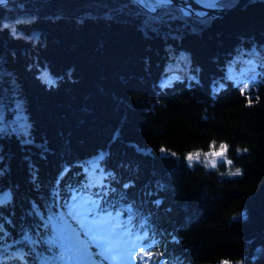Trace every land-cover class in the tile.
<instances>
[{
    "label": "trees",
    "instance_id": "16d2710c",
    "mask_svg": "<svg viewBox=\"0 0 264 264\" xmlns=\"http://www.w3.org/2000/svg\"><path fill=\"white\" fill-rule=\"evenodd\" d=\"M153 4L0 7V100L27 121V140L0 131V264L83 262L44 241L97 191L133 246L105 264H264V0L212 19ZM213 140L233 163L190 165Z\"/></svg>",
    "mask_w": 264,
    "mask_h": 264
},
{
    "label": "snow or ice",
    "instance_id": "6c2138e0",
    "mask_svg": "<svg viewBox=\"0 0 264 264\" xmlns=\"http://www.w3.org/2000/svg\"><path fill=\"white\" fill-rule=\"evenodd\" d=\"M44 78L48 81L49 86L54 85L55 80L49 78L47 74H45ZM160 152L164 153L165 149L161 148ZM171 155L176 156L177 153L172 152ZM192 159V155L188 154L186 156L187 161ZM231 175L239 176L241 174L239 169H235V171L231 172ZM93 196L94 199L86 208H82L74 201L67 219H62L61 224L57 227L56 235L45 239L44 243L48 246L49 251L54 248L59 249L61 259L94 260L96 264H105V260L111 252L104 238L106 227L101 222V214H108L107 197L102 191L94 192ZM2 235L0 233V236ZM34 250L35 243L33 244ZM147 254L151 255V253Z\"/></svg>",
    "mask_w": 264,
    "mask_h": 264
},
{
    "label": "rangeland",
    "instance_id": "374dc122",
    "mask_svg": "<svg viewBox=\"0 0 264 264\" xmlns=\"http://www.w3.org/2000/svg\"><path fill=\"white\" fill-rule=\"evenodd\" d=\"M8 2H9V0H8ZM153 2H154V4L151 5L152 9L151 10L149 9L150 12H152V13L156 12V11H154V8H153L154 5H155V1H153ZM217 2H218V0H215V4H217ZM6 4H4V5H6ZM4 5H2V6H4ZM141 6L142 5H140L141 9H142V7L144 8V9H142L143 11H146V12L149 11L144 6H142V7ZM162 6H164V5H162ZM215 6H219V5H215ZM229 8H227V9H229ZM159 10L160 9H158L157 11H159ZM177 11L183 16H189L187 14L182 13L178 9H177ZM189 17H192V16H189ZM194 18H196V17H194ZM21 110H22V108H21V106H20V104H19V102L17 100L13 101L12 107L10 105H8V104L5 106L3 104V102L0 100V131L3 132L5 129H7L10 132H13L15 134H22L24 136L23 139L27 140V121L25 120L24 112L21 111ZM204 164H202V165L204 166ZM119 237H120V231H113V229L111 230V227L110 228H106V231L104 233V238H105L109 248L115 247L117 245V243H118V241L120 239ZM120 241H121V244H120L118 250L113 252L111 254V257H118V256H122V255H128V251L130 249H133L132 248L133 246H132V240L131 239H126V240L121 239ZM108 258H110V257H108ZM74 264H79V263H74ZM83 264H89V263L85 262Z\"/></svg>",
    "mask_w": 264,
    "mask_h": 264
},
{
    "label": "water",
    "instance_id": "95a60500",
    "mask_svg": "<svg viewBox=\"0 0 264 264\" xmlns=\"http://www.w3.org/2000/svg\"><path fill=\"white\" fill-rule=\"evenodd\" d=\"M153 1H155V5L153 7L154 11L160 9L162 5H167V6L176 7L182 13L192 17H196V18L208 17L212 19V18L222 17L226 13H230L233 12L234 10H237L248 0H236L234 5L229 9H223L220 6L214 5L210 8H203L202 10L200 9L199 5H197L193 0H167V2H165V0H153ZM188 1L190 2V6H187L185 4V2ZM7 2L8 0H0V6L6 4ZM142 9L144 8L142 7Z\"/></svg>",
    "mask_w": 264,
    "mask_h": 264
},
{
    "label": "clouds",
    "instance_id": "9594fccd",
    "mask_svg": "<svg viewBox=\"0 0 264 264\" xmlns=\"http://www.w3.org/2000/svg\"><path fill=\"white\" fill-rule=\"evenodd\" d=\"M229 145L227 143H219L218 147L216 146V141H212L211 142V146L210 149L206 152H202L200 150H196V151H192L191 153H189L190 155H192L193 159L191 161H188L189 164L191 165L192 162H200V158L201 156H203L204 161H206L207 163L204 164L205 168H213L215 169L217 167V159L218 158H224L226 163L228 165H231L233 162L230 159H227L226 157V149H228ZM237 153H240L241 149L239 147H237L236 149ZM244 152H247V149L245 148L243 150ZM239 169L240 174H242V169L240 168H236ZM231 175V173H230Z\"/></svg>",
    "mask_w": 264,
    "mask_h": 264
},
{
    "label": "bare ground",
    "instance_id": "6f19581e",
    "mask_svg": "<svg viewBox=\"0 0 264 264\" xmlns=\"http://www.w3.org/2000/svg\"><path fill=\"white\" fill-rule=\"evenodd\" d=\"M197 5H199L200 9L202 10L203 8H210L215 4V0H193ZM187 6H190V2H185Z\"/></svg>",
    "mask_w": 264,
    "mask_h": 264
}]
</instances>
